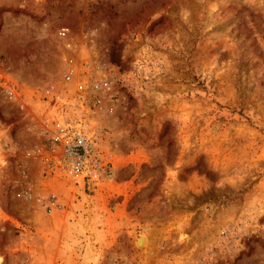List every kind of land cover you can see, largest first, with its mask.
Instances as JSON below:
<instances>
[{"label":"rangeland","instance_id":"1","mask_svg":"<svg viewBox=\"0 0 264 264\" xmlns=\"http://www.w3.org/2000/svg\"><path fill=\"white\" fill-rule=\"evenodd\" d=\"M0 73V264H264V0H0Z\"/></svg>","mask_w":264,"mask_h":264},{"label":"built area","instance_id":"2","mask_svg":"<svg viewBox=\"0 0 264 264\" xmlns=\"http://www.w3.org/2000/svg\"><path fill=\"white\" fill-rule=\"evenodd\" d=\"M64 32L61 30V33ZM69 77L70 75L66 74V78ZM0 85L8 95L23 103L24 92L3 73H0ZM83 89V85L79 84L75 101L82 103ZM43 121L47 126L50 125L45 133L50 139L52 148L58 150L56 159L68 171L71 179L79 184L99 180L107 166V161L86 126V118L82 115V111L74 115L57 111L51 116H45Z\"/></svg>","mask_w":264,"mask_h":264},{"label":"bare ground","instance_id":"3","mask_svg":"<svg viewBox=\"0 0 264 264\" xmlns=\"http://www.w3.org/2000/svg\"><path fill=\"white\" fill-rule=\"evenodd\" d=\"M141 238V237H140ZM144 240V238L142 237L141 239H139V243L141 242V241H143Z\"/></svg>","mask_w":264,"mask_h":264}]
</instances>
